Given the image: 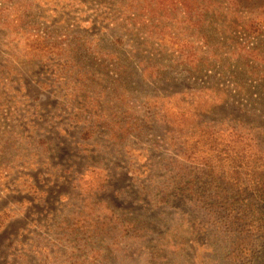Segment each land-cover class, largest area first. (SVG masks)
Instances as JSON below:
<instances>
[{
    "label": "rangeland",
    "instance_id": "obj_1",
    "mask_svg": "<svg viewBox=\"0 0 264 264\" xmlns=\"http://www.w3.org/2000/svg\"><path fill=\"white\" fill-rule=\"evenodd\" d=\"M233 127L264 143V0H0V264H226L170 190Z\"/></svg>",
    "mask_w": 264,
    "mask_h": 264
},
{
    "label": "trees",
    "instance_id": "obj_2",
    "mask_svg": "<svg viewBox=\"0 0 264 264\" xmlns=\"http://www.w3.org/2000/svg\"><path fill=\"white\" fill-rule=\"evenodd\" d=\"M230 129L229 134L202 130L198 140L188 143L170 196L184 197L212 220L226 264H264L263 134L253 131L257 128ZM198 142L210 145L209 150L197 149Z\"/></svg>",
    "mask_w": 264,
    "mask_h": 264
}]
</instances>
